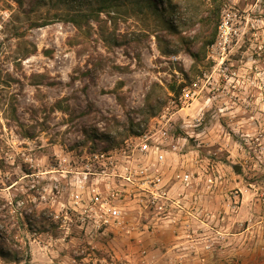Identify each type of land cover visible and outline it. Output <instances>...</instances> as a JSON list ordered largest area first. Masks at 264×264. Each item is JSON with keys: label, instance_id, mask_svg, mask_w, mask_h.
<instances>
[{"label": "rangeland", "instance_id": "374dc122", "mask_svg": "<svg viewBox=\"0 0 264 264\" xmlns=\"http://www.w3.org/2000/svg\"><path fill=\"white\" fill-rule=\"evenodd\" d=\"M209 1L158 0L177 34L142 2L89 13L76 27L72 3L0 0V264L70 262L71 249L53 243L59 256L45 255L32 242L33 230L44 243L59 232L25 192L22 171H46L40 184L53 183L65 167L59 158L121 143L193 82L198 95L172 116L174 133L183 151L197 149L235 176L257 213L247 183L255 197L264 191V0H218V35L194 61L181 35L196 32ZM9 195L25 207L11 211Z\"/></svg>", "mask_w": 264, "mask_h": 264}, {"label": "built area", "instance_id": "2783aa9c", "mask_svg": "<svg viewBox=\"0 0 264 264\" xmlns=\"http://www.w3.org/2000/svg\"><path fill=\"white\" fill-rule=\"evenodd\" d=\"M223 63L218 64L222 73ZM192 85L170 100L176 110L167 105L149 126L121 143L59 158L65 167H57L53 183L40 184L38 177L43 179L46 171H22L20 179L28 180L25 192L45 205L59 232L44 243L32 231V242L43 247V254L59 256L52 246L58 243L71 249L69 264H113L119 258L115 244L122 242L129 250L121 259L136 264H157V253L165 256L167 250L174 253L167 257L171 262L205 264L232 227L239 228L248 250L264 254L263 187L255 197L254 183H247L260 206L240 218L243 190L231 184L232 175L197 149L183 151L185 138L174 133L172 116L198 95L197 82ZM203 132L194 135L197 147L205 145L198 140ZM215 196L220 202L210 207ZM6 198L13 212L27 201ZM164 226L187 245L166 247L156 240L155 231ZM231 263L241 264L237 257Z\"/></svg>", "mask_w": 264, "mask_h": 264}, {"label": "trees", "instance_id": "16d2710c", "mask_svg": "<svg viewBox=\"0 0 264 264\" xmlns=\"http://www.w3.org/2000/svg\"><path fill=\"white\" fill-rule=\"evenodd\" d=\"M75 5L73 8L74 15L71 16L70 21L76 26L80 27V20L87 19L89 13L91 16L98 17L100 12L110 13L114 11L117 6H120L125 1L134 2L139 4L142 2L147 7L151 8L154 13L163 17V20L170 26L175 33H180L177 27L170 25V19L164 18L165 8L158 4V0H62ZM171 7V6H170ZM221 5L218 0H210L209 6L201 13L198 18L199 28L191 36L181 35V42L186 44V50L190 53L194 61H198L205 55L207 45L211 44L217 35V27L220 20ZM191 47H195V50H191ZM170 90L174 91L173 84L170 85ZM155 111L152 113L154 114ZM2 252L0 251V254Z\"/></svg>", "mask_w": 264, "mask_h": 264}, {"label": "crops", "instance_id": "0c3cea01", "mask_svg": "<svg viewBox=\"0 0 264 264\" xmlns=\"http://www.w3.org/2000/svg\"><path fill=\"white\" fill-rule=\"evenodd\" d=\"M237 183L235 176H232L231 184L234 185ZM243 191V202L239 210V217L247 216L251 211L256 210V205L253 200H251L248 193H244ZM220 202L219 196H215L209 202L210 207H216ZM231 234L227 235L222 239L219 244V248L215 250L213 253H210L206 257L205 264H232L231 260L233 258H238L241 264H257L254 256V252L247 249L246 244L241 239V231L237 227L231 228ZM239 233V234H237ZM154 238L164 246L168 247L173 245H187V242H183L181 240H176V237L173 235L171 229L169 227H160L154 233ZM61 248V247H59ZM115 249L119 258L115 259L113 264H136L135 260L125 261L123 258L124 254L129 250L125 246L124 243L118 242L115 244ZM165 256H162L160 252L157 253V264H199L195 260L191 259H183L180 263L171 262L170 259H167L168 256H173L174 253L171 250H167V252L162 253Z\"/></svg>", "mask_w": 264, "mask_h": 264}, {"label": "water", "instance_id": "95a60500", "mask_svg": "<svg viewBox=\"0 0 264 264\" xmlns=\"http://www.w3.org/2000/svg\"><path fill=\"white\" fill-rule=\"evenodd\" d=\"M232 168H233L234 172H238L240 166H239V164H234V165L232 166Z\"/></svg>", "mask_w": 264, "mask_h": 264}]
</instances>
